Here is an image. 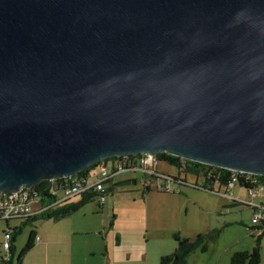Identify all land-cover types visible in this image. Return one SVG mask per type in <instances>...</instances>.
Listing matches in <instances>:
<instances>
[{
    "label": "water",
    "instance_id": "obj_1",
    "mask_svg": "<svg viewBox=\"0 0 264 264\" xmlns=\"http://www.w3.org/2000/svg\"><path fill=\"white\" fill-rule=\"evenodd\" d=\"M162 153L264 175V0H0V195Z\"/></svg>",
    "mask_w": 264,
    "mask_h": 264
},
{
    "label": "rangeland",
    "instance_id": "obj_2",
    "mask_svg": "<svg viewBox=\"0 0 264 264\" xmlns=\"http://www.w3.org/2000/svg\"><path fill=\"white\" fill-rule=\"evenodd\" d=\"M157 170L174 176L172 181L150 179L152 190L161 189L159 184L168 188L167 194L161 192L162 196L153 193L146 197L143 173L127 171L113 178L112 190L102 207L92 199L57 221L10 220L13 262L33 229L43 243L35 241L34 247L22 256L21 264H160V257L176 247L174 234L193 239L199 233L214 231L218 233L208 241L207 250L197 248L185 264H230L234 252L252 250L257 235L249 229L253 210L246 203L252 197L245 188L236 184L232 189L240 201L236 202L198 187L203 184L201 178L196 181L195 176L179 172L164 160ZM256 194L262 197L264 190ZM80 199L75 196L62 205ZM6 230V221L0 219V260L6 254ZM260 254V264H264V235Z\"/></svg>",
    "mask_w": 264,
    "mask_h": 264
},
{
    "label": "built area",
    "instance_id": "obj_3",
    "mask_svg": "<svg viewBox=\"0 0 264 264\" xmlns=\"http://www.w3.org/2000/svg\"><path fill=\"white\" fill-rule=\"evenodd\" d=\"M137 155L101 160L97 165L89 167L85 176H71L46 180L47 192L52 196L51 203L49 204H42L40 195L33 190V187L21 188L17 192L0 195V219L8 221L16 218L32 217L46 209L59 206L72 197L82 194H92L93 199L102 207L108 195L106 192L107 185L115 176L127 171H141L143 173L141 181L145 178V185H150L152 183L150 179L153 178L157 181L160 180V182L161 179H167L169 181L174 179V176L160 173L157 170L159 161L156 159V155L140 154V156L133 158V156ZM230 171L232 172L230 179L225 184L216 180L214 184H212V192L221 194L220 189H224L222 195L231 200H235L231 189L238 183V173L245 175V179L254 185V187L247 190L250 197L253 198L258 191L264 190V182H261L256 177L258 175L233 170ZM195 186L198 185L195 184ZM159 187L161 190L169 191L168 188H165L162 184H159ZM248 205L253 209L251 221L255 226L264 220V204H256L250 201ZM4 238L3 249L6 251V254L2 257V260L8 261L10 258L8 251L12 239L11 229H7L4 232ZM35 240L40 241L39 237H35Z\"/></svg>",
    "mask_w": 264,
    "mask_h": 264
},
{
    "label": "trees",
    "instance_id": "obj_4",
    "mask_svg": "<svg viewBox=\"0 0 264 264\" xmlns=\"http://www.w3.org/2000/svg\"><path fill=\"white\" fill-rule=\"evenodd\" d=\"M140 156L138 154L137 156H133V158H136ZM132 157V156H130ZM115 158V157H112ZM111 159V158H109ZM108 159V160H109ZM156 159L160 162L161 160H164L168 162L170 165L175 166L179 169V172L186 173H192L198 177H202L203 184L202 189H207L211 191L212 184L216 180H219L222 184H225L231 177V171L226 170L219 167H214L211 165H206L202 163L197 162H191L185 159H182L177 156L168 155L166 153L157 154ZM97 165L94 164L93 166ZM88 168L79 172L75 176H85L87 174ZM261 182H264V175L263 176H256ZM238 185L245 188L246 190L254 187L253 184L250 183V181L245 179V175H241L238 173ZM33 190L38 192V194L41 197V202L43 205L51 203L52 196L47 192V181H42L39 184H37L36 187H33ZM112 188L107 187L106 192H110ZM146 190H149L147 187ZM81 199L78 202H74L73 204H67V205H59L56 207H52L49 209H46L42 211L41 213L32 216V217H26L21 218L25 219L24 222H29L30 220H36L38 218L43 219H53L55 221L60 220L61 218H64L73 212L77 211L83 204H85L87 201L92 200V194H82ZM236 202H240L238 200H233ZM248 205V203H246ZM250 206V205H248ZM251 207V206H250ZM252 209V207H251ZM253 210V209H252ZM20 219V218H16ZM6 221V220H5ZM10 220L6 221L9 222ZM7 229H11L9 226H7ZM250 230H253L254 233L257 235V240L255 242V246L252 248V250L247 251H236L234 252L230 257V264H260L261 261V254H260V241L261 237L264 235V220H262L259 224L255 226H251L249 228ZM11 231H13L11 229ZM218 231L214 232H208V233H199L196 235L195 238H187V237H181L178 234H174L173 237L176 241V247L175 249L169 253L162 255L160 257V264H185L187 257L197 248H200L202 251L207 250L208 241L212 240L215 235H217ZM35 237H36V231L35 229L31 230L29 233V237L25 245L20 251V254L16 260V262H13V245L11 243L9 248V255L10 258L8 261H3L2 258L0 260V264H21L22 256L31 250L35 245ZM14 239V238H13Z\"/></svg>",
    "mask_w": 264,
    "mask_h": 264
},
{
    "label": "crops",
    "instance_id": "obj_5",
    "mask_svg": "<svg viewBox=\"0 0 264 264\" xmlns=\"http://www.w3.org/2000/svg\"><path fill=\"white\" fill-rule=\"evenodd\" d=\"M191 175H193V176H195L194 178H195V180L196 181H198V180H200V178H201V181H204L203 179H202V177H198V176H196V175H194V174H192V173H190ZM113 181V180H112ZM112 181H110V183L107 185V187H110V188H112ZM240 186V185H239ZM150 188H149V190H146V192H145V194H146V197H149V196H151L153 193H157V194H160L159 196H162L164 193H166L167 191H164V190H161V189H159V188H157V187H155L156 188V190H158V191H155V190H152V188H153V186H149ZM234 188V187H233ZM232 188V189H233ZM232 189H231V192H232ZM164 191V193H161V192H163ZM220 191H221V195H222V193L224 192V190L223 189H220ZM144 194V192L142 193V195ZM167 194V193H166ZM233 194V193H232ZM223 196V195H222ZM259 196V194H256L255 195V197H253L252 198V200H251V202H253V203H255L254 202V199L256 198V197H258ZM225 197V196H224ZM233 197L235 198V196H234V194H233ZM261 196H259L258 197V200H257V202L256 203H263L264 204V195H262V197L260 198ZM227 198V197H226ZM231 200V199H230ZM235 200H236V198H235ZM233 201V200H232ZM225 206H227V204H224ZM251 208V207H250ZM21 219V218H20ZM10 224H9V222H7L6 223V226H9ZM10 227V226H9ZM36 237H39L38 235H37V232H36ZM39 239H40V241H37V242H39V243H43V240H42V238L41 237H39ZM36 241V240H35Z\"/></svg>",
    "mask_w": 264,
    "mask_h": 264
},
{
    "label": "flooded vegetation",
    "instance_id": "obj_6",
    "mask_svg": "<svg viewBox=\"0 0 264 264\" xmlns=\"http://www.w3.org/2000/svg\"><path fill=\"white\" fill-rule=\"evenodd\" d=\"M149 186H150V185H145V189H146L147 187L150 188Z\"/></svg>",
    "mask_w": 264,
    "mask_h": 264
},
{
    "label": "clouds",
    "instance_id": "obj_7",
    "mask_svg": "<svg viewBox=\"0 0 264 264\" xmlns=\"http://www.w3.org/2000/svg\"><path fill=\"white\" fill-rule=\"evenodd\" d=\"M37 242V241H36Z\"/></svg>",
    "mask_w": 264,
    "mask_h": 264
}]
</instances>
